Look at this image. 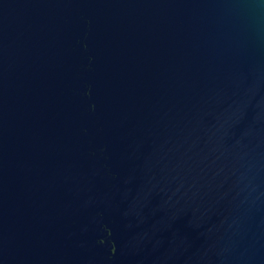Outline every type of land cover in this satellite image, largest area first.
I'll use <instances>...</instances> for the list:
<instances>
[{
    "label": "water",
    "instance_id": "water-1",
    "mask_svg": "<svg viewBox=\"0 0 264 264\" xmlns=\"http://www.w3.org/2000/svg\"><path fill=\"white\" fill-rule=\"evenodd\" d=\"M0 264H264V0H0Z\"/></svg>",
    "mask_w": 264,
    "mask_h": 264
}]
</instances>
